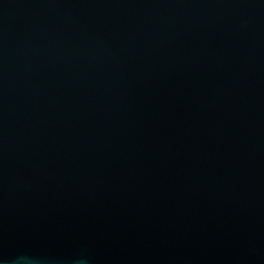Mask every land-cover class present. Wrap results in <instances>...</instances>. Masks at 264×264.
Returning <instances> with one entry per match:
<instances>
[{
    "label": "water",
    "instance_id": "water-1",
    "mask_svg": "<svg viewBox=\"0 0 264 264\" xmlns=\"http://www.w3.org/2000/svg\"><path fill=\"white\" fill-rule=\"evenodd\" d=\"M0 264H264V0H0Z\"/></svg>",
    "mask_w": 264,
    "mask_h": 264
}]
</instances>
